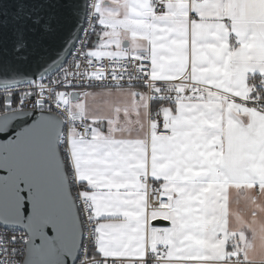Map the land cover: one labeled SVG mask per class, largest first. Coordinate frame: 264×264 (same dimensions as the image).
<instances>
[{
	"label": "snow or ice",
	"instance_id": "6c2138e0",
	"mask_svg": "<svg viewBox=\"0 0 264 264\" xmlns=\"http://www.w3.org/2000/svg\"><path fill=\"white\" fill-rule=\"evenodd\" d=\"M49 4L0 19V264H264V0H83L51 55Z\"/></svg>",
	"mask_w": 264,
	"mask_h": 264
},
{
	"label": "water",
	"instance_id": "95a60500",
	"mask_svg": "<svg viewBox=\"0 0 264 264\" xmlns=\"http://www.w3.org/2000/svg\"><path fill=\"white\" fill-rule=\"evenodd\" d=\"M15 3V0H0V19L5 18L2 14L7 12L8 16L12 14L14 8L12 5ZM82 4L83 0H50L48 12L50 14L56 15L66 21V27L64 28L61 36L53 41L47 49V54L51 55L55 52L56 49L60 47V44L66 40L71 39L72 34L75 31H78L80 27L84 25V15L83 12H77L73 9V5ZM35 51L30 48L28 50V55L30 59L34 62L37 56L44 55V48L39 43V37L35 38ZM13 46V37H12V28L11 25L5 27H0V64L5 61H14V55L12 53ZM26 71L24 75H28ZM61 161L64 160L63 154H60ZM63 167V164H62ZM154 226H166L169 224V221L158 220L152 221ZM37 244L40 243L39 240L36 241ZM75 254H73V258ZM26 259V258H25ZM52 259H55L53 256ZM71 264V262H69Z\"/></svg>",
	"mask_w": 264,
	"mask_h": 264
},
{
	"label": "built area",
	"instance_id": "2783aa9c",
	"mask_svg": "<svg viewBox=\"0 0 264 264\" xmlns=\"http://www.w3.org/2000/svg\"><path fill=\"white\" fill-rule=\"evenodd\" d=\"M83 27H87V25H86V23H85V21H84V25H83ZM63 154V153H62ZM63 157H64V154H63ZM75 194V193H74ZM89 241H88V231H87V229L85 230V239H84V243L85 244H87ZM74 259H75V257H74Z\"/></svg>",
	"mask_w": 264,
	"mask_h": 264
},
{
	"label": "crops",
	"instance_id": "0c3cea01",
	"mask_svg": "<svg viewBox=\"0 0 264 264\" xmlns=\"http://www.w3.org/2000/svg\"><path fill=\"white\" fill-rule=\"evenodd\" d=\"M74 91H79V89H76V90H74ZM115 98H113V100H114ZM152 223V222H151ZM170 226V222H169V224L168 225H166V226H156V227H160V228H163V227H169Z\"/></svg>",
	"mask_w": 264,
	"mask_h": 264
}]
</instances>
